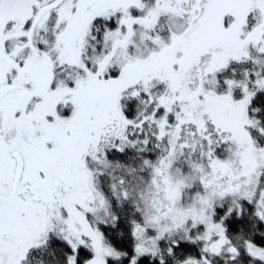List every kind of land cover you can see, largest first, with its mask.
Segmentation results:
<instances>
[{"label":"snow or ice","instance_id":"snow-or-ice-1","mask_svg":"<svg viewBox=\"0 0 264 264\" xmlns=\"http://www.w3.org/2000/svg\"><path fill=\"white\" fill-rule=\"evenodd\" d=\"M0 264H264V0H0Z\"/></svg>","mask_w":264,"mask_h":264}]
</instances>
